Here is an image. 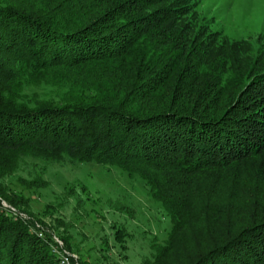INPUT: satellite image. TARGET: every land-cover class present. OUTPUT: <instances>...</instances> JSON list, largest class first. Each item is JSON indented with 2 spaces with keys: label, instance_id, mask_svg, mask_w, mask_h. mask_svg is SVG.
I'll list each match as a JSON object with an SVG mask.
<instances>
[{
  "label": "trees",
  "instance_id": "16d2710c",
  "mask_svg": "<svg viewBox=\"0 0 264 264\" xmlns=\"http://www.w3.org/2000/svg\"><path fill=\"white\" fill-rule=\"evenodd\" d=\"M146 2L0 0V197L9 204L22 196L2 180L20 162L66 156L138 176L174 226L192 174L264 153V103L244 118L222 78L228 59L196 43L170 8L157 15ZM41 83L58 100L26 101L24 88ZM30 223L0 213V264H56ZM214 242L185 264H264V219Z\"/></svg>",
  "mask_w": 264,
  "mask_h": 264
},
{
  "label": "rangeland",
  "instance_id": "374dc122",
  "mask_svg": "<svg viewBox=\"0 0 264 264\" xmlns=\"http://www.w3.org/2000/svg\"><path fill=\"white\" fill-rule=\"evenodd\" d=\"M147 2L155 13L170 8L179 19L177 25L188 23L196 43H208L228 59L222 78L229 82L226 87H232L229 92L235 91L244 118L264 103V96L256 104L253 98L255 91L264 89V0ZM57 92L43 83L23 90L26 101L39 102L58 100ZM262 151L192 174L183 192L184 218L174 226L164 204L138 176L114 163L66 156L20 162L2 182L8 193L21 195V201L13 206L0 197V213L31 222L30 231L47 244L56 264L64 253L70 264H153L157 247L168 240L170 250L163 264H185L212 247L213 241L264 219Z\"/></svg>",
  "mask_w": 264,
  "mask_h": 264
},
{
  "label": "built area",
  "instance_id": "2783aa9c",
  "mask_svg": "<svg viewBox=\"0 0 264 264\" xmlns=\"http://www.w3.org/2000/svg\"><path fill=\"white\" fill-rule=\"evenodd\" d=\"M60 253H58L59 255ZM68 253H64L63 255H59V264H70L68 261Z\"/></svg>",
  "mask_w": 264,
  "mask_h": 264
}]
</instances>
